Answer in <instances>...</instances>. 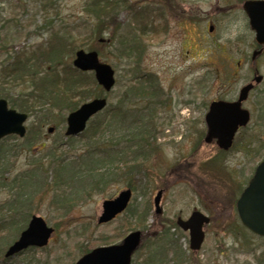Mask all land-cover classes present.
Returning <instances> with one entry per match:
<instances>
[{"label":"rangeland","instance_id":"374dc122","mask_svg":"<svg viewBox=\"0 0 264 264\" xmlns=\"http://www.w3.org/2000/svg\"><path fill=\"white\" fill-rule=\"evenodd\" d=\"M128 1L145 7L141 17L126 10L121 12L115 33H104L101 42L93 40V50L87 45L83 48L97 50L100 60L112 66L117 85L112 91L102 93L96 89L92 73L83 76L74 71L73 79L80 82L77 89L84 94L73 100L80 107L87 101L105 97L109 102L108 111L118 103L126 88L135 85L134 74L152 75L162 91L158 97L166 104L157 105V116L153 120L156 136L145 150L148 157L140 156L136 168L130 163L127 168L118 170L105 190L88 196L74 195L76 201L69 206L61 203L63 191L57 193L41 188L24 210L28 214V224L32 216H41L54 228L50 245L6 264H75L85 251L120 244L132 232L146 231L154 236L167 228H171L169 234L185 253L186 262L180 264H264V237L247 230L236 210L241 191L264 158V49L254 60L258 50L255 32L251 31L243 11V4L252 0ZM85 2L0 0V71L9 51L18 53L22 47H27L26 55L39 58V46L53 35L65 37L77 46L74 49L77 52L82 43L90 40L96 22L86 12ZM161 2L166 5L162 7ZM169 4L171 8L166 7ZM145 27L148 33L137 47L142 49L141 56H124L130 32ZM108 39H112V44ZM75 52H66V64L60 68L63 77L68 64L73 67ZM256 76H262L263 80L242 105L249 110L251 120L237 133L233 147L224 152L219 150L217 142L207 143L204 117L210 104L220 100L235 102L240 90L253 83ZM1 80L0 92L8 94L9 98L34 90L33 82L9 89ZM68 114L66 109H55L48 122L36 129L40 138L31 151L22 148L26 139L4 138L0 144L4 155L1 161L8 157L13 162L12 172L7 175L9 179L31 167V156L36 155V160L45 155L38 153L42 145L57 147L68 155L80 152L85 143L83 137L79 136L74 142L76 151L70 149L69 143L66 146ZM106 118L108 113L102 112L91 121L97 125ZM33 121L30 119L26 123L28 130ZM130 189L133 198L127 211L113 222L99 225L104 201ZM158 191H163L162 215H157L154 207ZM70 194L69 190L66 196ZM14 201L12 192L0 189V221L10 217L15 218V222L22 221L19 213L9 211L16 208ZM195 210L211 218L205 228L206 240L198 253L190 248L189 233L170 224L176 223L179 217L187 219ZM134 213L144 214L145 225L137 224ZM172 254L170 251L168 257H159L157 260L162 261L157 264L164 261L177 264L171 259ZM145 255L139 248L133 256V264L142 263Z\"/></svg>","mask_w":264,"mask_h":264},{"label":"trees","instance_id":"16d2710c","mask_svg":"<svg viewBox=\"0 0 264 264\" xmlns=\"http://www.w3.org/2000/svg\"><path fill=\"white\" fill-rule=\"evenodd\" d=\"M161 3L162 7L166 5ZM170 5L166 7L171 8ZM85 8L89 16L96 22L89 35L90 40L82 43L78 48L83 49L87 45L91 46L89 50H93V40L101 42L104 40L102 39L104 33L117 31L116 21L121 12L125 10L134 12L135 16L140 18L141 13L146 10L145 7L130 3L128 0H86ZM146 31L145 27L141 31L134 28L130 32L128 50L125 51L124 56L135 58L141 56L142 49L137 47L140 46L141 39L147 35ZM108 43L112 44V39H108ZM75 48L77 46L65 37L53 35L39 46V51H41L39 58H33L32 54L26 55L27 47H22L18 53L14 50L7 53L8 58L2 63L0 71L1 83L5 84L3 86L12 89L25 82L34 83L33 92L16 95L18 97L11 96L9 98L8 94L0 92V99H9L11 108H17L21 113H26L29 120L34 119L24 137L26 143L22 148L31 151L36 140L40 138V133L36 129L48 122L55 109H66L70 113L78 108V102L75 103L73 99L84 92L77 89L80 82L74 80L73 75L76 72L83 76L88 73L76 70L71 64H68L64 71L65 77L60 71V68L66 64L64 62L66 52L70 50L74 53ZM134 75L136 77L133 76V79L136 80L135 85L126 88L118 103L108 111H104L108 113V119L99 121L97 125L91 121L87 130L79 135L85 140L84 147L80 152H77L73 146L78 137L67 138L66 146L69 143L70 149L76 151L72 155L63 154L57 147L42 145L38 153L44 152L45 155L36 158V160L34 159L36 155L31 156L33 159L30 163L31 167L25 173L9 179L7 175L12 172L13 162H10L8 157L1 161L4 155L2 156L0 149V189H7L8 192L14 194V202L17 203V206L10 208L9 211L19 213L22 219V221L15 222V218L10 217V219L0 221V262L6 264L13 259H7L4 255L10 245L21 235L20 233L27 228L28 214L24 209H27L31 199L41 192V188L57 193L63 191L64 197H62L61 203L69 206L76 201L74 195L88 196L93 192L105 190L111 182L112 176L118 173V170L127 168L130 163L134 165L133 168H136L140 156L148 157L145 156V150L150 147L156 136L153 120L157 116V105H165L166 101L159 99L158 96H161L162 91L158 89L157 81L152 75L142 73V77L138 76L140 75L138 73ZM94 79L92 77L96 89H100L104 93ZM141 100H145L147 103L143 104ZM135 102H138L137 105H134ZM13 137L16 138V136ZM69 190L71 194L66 196ZM135 218H137L139 226L140 224L145 225L144 214H136ZM170 224L176 228L174 222ZM170 230L171 228L163 229L156 232L154 236L149 235L146 231L142 232L143 243L139 248L143 249L146 255L143 262L138 264H157V261H162L157 259L161 256L162 258L168 257L170 251L173 252L171 259L174 262L177 264L186 262L185 253L182 248H179L178 241L169 234ZM37 251L38 249L30 248L28 251L20 253L18 257ZM87 253H89L88 250L84 252V254ZM163 264L168 263L164 261Z\"/></svg>","mask_w":264,"mask_h":264},{"label":"water","instance_id":"95a60500","mask_svg":"<svg viewBox=\"0 0 264 264\" xmlns=\"http://www.w3.org/2000/svg\"><path fill=\"white\" fill-rule=\"evenodd\" d=\"M250 29L255 32V42L264 46V0H252L243 4ZM213 30L211 27L210 32ZM261 54L255 51L253 59ZM74 66L81 72H94L95 79L105 92L111 91L115 85L116 72L108 63L99 59L98 52L79 51L75 54ZM262 76H256L255 84L261 83ZM255 85L247 84L240 90L239 98L235 102L214 101L209 106L205 115L207 125V143L217 141L220 150L227 152L234 143V138L240 128H244L250 122V112L242 107V104L249 98L250 92ZM108 106L107 99L97 98L86 102L67 118V130L65 135L77 137L87 129V123L96 115L104 111ZM28 117L25 113H19L8 106L5 99L0 100V142L7 136L17 135L24 138L27 128L25 123ZM49 132H53L50 129ZM163 192L156 195L154 206L156 213L162 214L160 206ZM132 199V191L124 190L118 197L107 200L102 205V214L99 217V224L112 222L116 216L125 211ZM237 214L242 224L254 234L264 237V160L256 168V172L250 179V183L243 190L236 202ZM211 218L199 210L192 212L187 220L177 219V226L184 232H189L190 248L199 252L203 245L205 227L209 225ZM54 229L44 221L41 216H33L28 228L24 230L18 240L8 249L6 257H15L19 253L28 250L30 247L43 248L48 246ZM122 244L114 246H103L83 256L76 264H131L132 256L142 242L141 232L135 231L124 238Z\"/></svg>","mask_w":264,"mask_h":264},{"label":"bare ground","instance_id":"6f19581e","mask_svg":"<svg viewBox=\"0 0 264 264\" xmlns=\"http://www.w3.org/2000/svg\"><path fill=\"white\" fill-rule=\"evenodd\" d=\"M79 51H84L83 49H79V50H77V52H79ZM97 51V50H96ZM98 52V51H97Z\"/></svg>","mask_w":264,"mask_h":264}]
</instances>
